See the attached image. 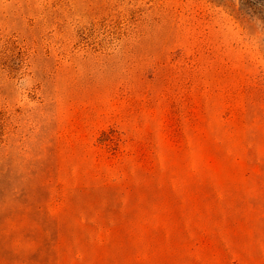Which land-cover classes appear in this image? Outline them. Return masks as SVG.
<instances>
[{"label": "rangeland", "instance_id": "374dc122", "mask_svg": "<svg viewBox=\"0 0 264 264\" xmlns=\"http://www.w3.org/2000/svg\"><path fill=\"white\" fill-rule=\"evenodd\" d=\"M0 264H264V0H0Z\"/></svg>", "mask_w": 264, "mask_h": 264}]
</instances>
